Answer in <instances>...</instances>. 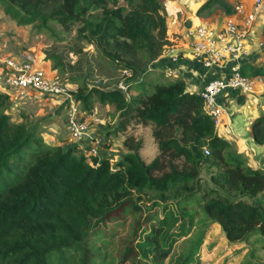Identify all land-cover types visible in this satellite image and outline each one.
<instances>
[{
    "label": "trees",
    "instance_id": "16d2710c",
    "mask_svg": "<svg viewBox=\"0 0 264 264\" xmlns=\"http://www.w3.org/2000/svg\"><path fill=\"white\" fill-rule=\"evenodd\" d=\"M213 2H220L228 14L232 10L224 0H206L198 12ZM0 3L19 25L44 29L53 37L58 33L52 25L65 34L74 31L65 53L77 57L72 61L48 51L51 68L66 73L64 79L72 81L67 83L83 108L91 110L95 99L114 104L119 110L116 132L133 122L150 124L159 148L146 162L139 151L141 140L128 135L125 152L111 165V156L89 157L75 143L45 144L25 122L12 117L10 94L0 90V179L3 171H18L16 180L0 186V264H164L172 241L193 223L185 199L193 200L197 193L203 217L217 222L229 241L258 237L264 242V168L252 166L217 131L203 99L186 88L182 76L161 81L156 76L154 82L141 78L168 42L162 0ZM115 70L121 71L127 89H137L135 94L101 88L122 82L109 79ZM240 71L264 77V65L244 62ZM104 78L107 84L100 82ZM251 133L264 143V114L255 118ZM203 168L209 170L212 185L200 182ZM144 193L151 198L178 196L174 205L179 208L163 205L161 216L154 208L143 214L139 201ZM113 220L121 227L110 253H95L87 244L91 229Z\"/></svg>",
    "mask_w": 264,
    "mask_h": 264
},
{
    "label": "rangeland",
    "instance_id": "374dc122",
    "mask_svg": "<svg viewBox=\"0 0 264 264\" xmlns=\"http://www.w3.org/2000/svg\"><path fill=\"white\" fill-rule=\"evenodd\" d=\"M162 1L165 6L166 0ZM263 3L264 0L262 1V4ZM208 7H214L216 9L219 7L226 10L220 2H213L206 8ZM203 10L199 12V15H203L205 12ZM52 26L54 27L53 29L58 33V37H53L46 30L34 28L32 25L17 24L4 13L3 7L0 3V57L4 59L5 57H11L14 54H21L20 52H22V50L26 52L33 51L34 54L36 53L37 57H42L45 60L43 64L46 67V70L51 69L53 72L52 74L55 75L57 79L62 82H72L64 79L66 78V73L61 74L57 69L53 70L51 68L52 61L50 59L47 61L48 59L46 55L48 51L61 52L66 59L71 58L73 61L77 55L70 53L67 54L65 53V50L73 42L72 37L74 36V31L65 34L63 33L60 26ZM249 39L247 40V45H249ZM82 44H84V48L86 50L92 49L90 44ZM260 46L263 50L264 42ZM153 62L154 61L150 62L146 71H144L145 73L141 74L142 79L152 81L153 79L151 78L157 76V78L161 81L168 77L176 78L177 76H180L179 73H168L165 72V70L151 67L152 65L154 66ZM0 65H2V63ZM2 73L3 72L0 73V80ZM115 73L116 75L114 76H108L109 79H120V81H122L120 84L124 86L127 96H131L137 92V89L134 88L127 89V85L124 83L121 71L115 70ZM95 78L96 81L99 82V76H95ZM107 81L108 80L105 78L104 81L100 80V82L104 84H107ZM151 86L149 85L148 88H151ZM76 87L77 84L75 83L74 89H76ZM1 88L2 87L0 86V90H2ZM73 96L76 98L75 94H73ZM243 98L244 95L237 93L235 99V101H238L237 104L233 100L234 104L236 105L233 111L238 112V115L236 114L237 116L233 118L235 124L238 122V119H240L238 116H242L244 112H242L240 109L241 104L242 106L244 104L242 102ZM79 100L82 106V100L80 98ZM64 104L65 102L63 98L59 96L44 98V96L40 94L28 93L25 95V97L17 98L11 102V110L13 112L11 115L15 120L25 122L29 130H32L37 135L42 136L45 144L60 143L64 145L71 142L69 141V134L66 130L64 116L66 106ZM258 104L259 105L255 108V110H257L259 113H256L254 110L252 113H250V115L248 114L249 117H247V114L243 116L241 119L242 122L239 120L240 126L246 125L249 121L252 124L256 117L263 115L259 110L264 108V101L260 100ZM92 105L93 106L91 110H94L97 116L101 118V121L99 124H97V130L100 131L105 138V141L99 150L98 156H111V165H114L116 160L119 159L125 152L123 141L126 136L130 135L132 136V140H141V147L139 151L146 162H150L155 157L159 151V148L151 132L150 124L133 122L129 124V126H127L124 131L116 132L115 125L118 119V108L112 103H103L99 99H95ZM261 105H263L262 108ZM222 106L225 113V105L222 104ZM228 109L229 108H227V111ZM233 111L230 109L228 112ZM224 113L222 114L223 118L225 117ZM219 132L221 133V131ZM233 147L236 149V145L233 144ZM211 169H213V167ZM199 176L201 180L200 182H203V184H213L212 182L208 181L209 170L203 168L199 173ZM17 177L18 171L16 169L12 172L3 171L0 179V186L12 183ZM196 190L197 192L202 191L201 189ZM187 192L189 191L187 190L182 194L187 195ZM197 195L198 197L194 195L192 196L193 200H189L188 197L185 199V201H188V211H191V214L194 215L193 223L187 229L185 234L178 236L174 241H172L171 252L165 259L164 264H179V262L186 256H189V258L186 259V263L184 264H264V242L258 237H251L245 241H229L217 222L209 221L203 217L199 207L202 201L199 200V193H197ZM177 200L178 196L164 199L163 197L157 195L156 198H151L145 196L144 193L142 199L139 202L143 205V214L148 210H152V212L157 210L156 214L161 216V207H163V205H168L166 206L168 208L172 207L174 209H178L179 207L174 205ZM197 202H199V205ZM120 227L121 224L117 220L110 222L106 221L104 225L98 223L91 229L87 239L88 246L93 251H95V253L106 250L107 254H109L112 248V243L117 236L116 232ZM94 264L105 263L103 260ZM109 264H114V261H110Z\"/></svg>",
    "mask_w": 264,
    "mask_h": 264
},
{
    "label": "built area",
    "instance_id": "2783aa9c",
    "mask_svg": "<svg viewBox=\"0 0 264 264\" xmlns=\"http://www.w3.org/2000/svg\"><path fill=\"white\" fill-rule=\"evenodd\" d=\"M262 1L253 0L251 12L245 13L242 0H233L231 15L220 25L191 22L174 37L173 43L167 42L161 52L174 64L165 72L176 74V64L182 56L194 58L204 68L218 72L197 91L215 127L222 122L224 113L222 103L218 100L220 94L238 91L245 95L257 91V83L264 79L262 75L243 74L240 71V60L247 53L250 29ZM262 43L263 41H259L260 45ZM20 53L0 61L3 72L2 90L10 94L12 101L25 97L28 93L40 94L44 98H63L69 141L77 144L89 157L98 155L105 141L104 135L97 130L101 118L94 110L81 106L80 100L72 94L70 83L57 79L51 69L46 70L42 57H37L33 51L22 50Z\"/></svg>",
    "mask_w": 264,
    "mask_h": 264
},
{
    "label": "crops",
    "instance_id": "0c3cea01",
    "mask_svg": "<svg viewBox=\"0 0 264 264\" xmlns=\"http://www.w3.org/2000/svg\"><path fill=\"white\" fill-rule=\"evenodd\" d=\"M206 0H166L165 11H166V22H167V40L168 43H173V39L181 29L191 22L199 23L204 22L209 25H220L230 13H226V10L221 8L208 7L204 9L203 15H199L198 9L204 4ZM228 2L233 8V0H224ZM244 5L245 13H250L252 10V0H242ZM259 11L256 13L253 25L250 29V39L247 49V53L244 54L240 63L250 62L253 65H264V49L258 44L259 41L264 42V3L261 4ZM233 14V13H232ZM231 15V14H230ZM239 19H241V16ZM254 38V40H253ZM2 58L0 57V61ZM1 64V63H0ZM154 66L151 67L160 70H166L174 64L169 61L167 55L160 54L153 62ZM1 66V65H0ZM2 66L0 67V73ZM176 72L182 76L186 82V88L190 91H199L205 84V82L211 78L214 73H217L215 69H206L201 63L188 56H182L179 62L176 64ZM2 83V77L0 80V86ZM257 91H253L248 94H240L238 91H228L218 96V100L225 105V113L222 122H220L217 131H221V135L226 137L234 145H236L237 151L245 153L249 158V163L252 166H260L264 168V143H258L254 140L251 133V122L249 121L246 125L240 126L239 120L242 122V117L247 114L249 117L260 100L264 101V79L257 83ZM2 89V88H1ZM133 91V90H132ZM131 91V92H132ZM260 91V92H259ZM130 93V92H129ZM244 95L243 106L241 104V111L243 115L238 116V122L235 124L234 119L238 112L233 111L238 101H235L236 94ZM242 97V96H239ZM234 98V99H233ZM234 100V102H233ZM227 102V104H226ZM249 106V107H248ZM263 105H261L262 108ZM231 109L233 112H228ZM260 108V109H261ZM243 109V110H242ZM264 108L261 113L264 114ZM256 113L257 110H255ZM237 114V115H236ZM249 114V115H248ZM118 120V119H117ZM245 123V122H243ZM119 132V131H118Z\"/></svg>",
    "mask_w": 264,
    "mask_h": 264
},
{
    "label": "water",
    "instance_id": "95a60500",
    "mask_svg": "<svg viewBox=\"0 0 264 264\" xmlns=\"http://www.w3.org/2000/svg\"><path fill=\"white\" fill-rule=\"evenodd\" d=\"M101 88L105 91L117 90V91H120L121 93L126 95L125 88L120 83L113 82V83H110L106 86H101Z\"/></svg>",
    "mask_w": 264,
    "mask_h": 264
}]
</instances>
